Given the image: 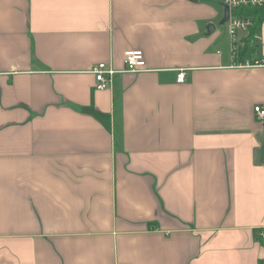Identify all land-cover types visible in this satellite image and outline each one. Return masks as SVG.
I'll list each match as a JSON object with an SVG mask.
<instances>
[{
	"label": "crops",
	"instance_id": "1",
	"mask_svg": "<svg viewBox=\"0 0 264 264\" xmlns=\"http://www.w3.org/2000/svg\"><path fill=\"white\" fill-rule=\"evenodd\" d=\"M223 1L0 0V264L264 261V23L235 63Z\"/></svg>",
	"mask_w": 264,
	"mask_h": 264
},
{
	"label": "built area",
	"instance_id": "2",
	"mask_svg": "<svg viewBox=\"0 0 264 264\" xmlns=\"http://www.w3.org/2000/svg\"><path fill=\"white\" fill-rule=\"evenodd\" d=\"M224 7H227L229 11V18L226 22L228 35L231 41V53L233 58L235 57V51L237 49V36L246 35L249 28L252 25L250 18H240L233 15L235 10L244 7H264V0H224ZM124 68L123 73H139L144 71L145 62L143 59V53L140 50L127 51L124 54L123 60ZM244 65V64H239ZM256 67H264L263 62H256ZM91 73L95 79V89L98 91H104L110 86L112 77L116 74L107 64L100 63L91 68ZM185 79V73L179 71L176 75V83H183ZM253 113L255 118L264 124V106L255 105L253 107ZM264 241V235L262 236Z\"/></svg>",
	"mask_w": 264,
	"mask_h": 264
},
{
	"label": "trees",
	"instance_id": "3",
	"mask_svg": "<svg viewBox=\"0 0 264 264\" xmlns=\"http://www.w3.org/2000/svg\"><path fill=\"white\" fill-rule=\"evenodd\" d=\"M234 16L240 18H250L252 25L248 30V33L242 39V44L237 45L235 51V63H245V57L248 50H252L259 46L261 26L264 23V7H242L233 12ZM259 264H264V261H260Z\"/></svg>",
	"mask_w": 264,
	"mask_h": 264
},
{
	"label": "water",
	"instance_id": "4",
	"mask_svg": "<svg viewBox=\"0 0 264 264\" xmlns=\"http://www.w3.org/2000/svg\"><path fill=\"white\" fill-rule=\"evenodd\" d=\"M193 1H195V0H193ZM228 18H229V11H228L227 7H224V15H223V18L220 22V25H224L227 22ZM213 30H214V27L212 25H209L207 27L208 33H211Z\"/></svg>",
	"mask_w": 264,
	"mask_h": 264
},
{
	"label": "rangeland",
	"instance_id": "5",
	"mask_svg": "<svg viewBox=\"0 0 264 264\" xmlns=\"http://www.w3.org/2000/svg\"><path fill=\"white\" fill-rule=\"evenodd\" d=\"M218 28H219V32L225 37V41L227 42L228 40L227 38L229 35L228 36L226 35V33H228L226 23L223 26L218 27ZM238 41H239V36H237V45L239 44ZM230 44H231V41H230Z\"/></svg>",
	"mask_w": 264,
	"mask_h": 264
}]
</instances>
